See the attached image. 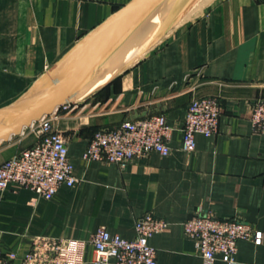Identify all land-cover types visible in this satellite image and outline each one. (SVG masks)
<instances>
[{
  "label": "crops",
  "instance_id": "obj_1",
  "mask_svg": "<svg viewBox=\"0 0 264 264\" xmlns=\"http://www.w3.org/2000/svg\"><path fill=\"white\" fill-rule=\"evenodd\" d=\"M129 1L0 0V110ZM162 40L99 91L57 109L54 126L78 181L51 199L16 185L3 193L0 252L15 253L12 264L36 236L88 241L104 227L130 240L134 220L147 212L169 223L149 239L158 264H204L182 230L198 209L261 232L259 245L237 242L235 264H264V135L250 122V105L264 100V0H212ZM202 96L220 104L218 129L196 135L186 153L185 110ZM151 114L173 128L167 156L151 152L124 167L81 159L96 130ZM35 141L23 131L0 143V164ZM84 264H96L90 244Z\"/></svg>",
  "mask_w": 264,
  "mask_h": 264
},
{
  "label": "built area",
  "instance_id": "obj_2",
  "mask_svg": "<svg viewBox=\"0 0 264 264\" xmlns=\"http://www.w3.org/2000/svg\"><path fill=\"white\" fill-rule=\"evenodd\" d=\"M71 104L59 108L68 109ZM58 108V109H59ZM57 109L27 129L35 143L0 164V200L10 185L34 192L38 197L51 199L62 186L73 187L78 179L68 159L65 142L55 129ZM221 107L214 97H194L189 102L181 127L180 149L192 153L196 135L216 134ZM250 122L255 132L264 135V100L250 105ZM173 128L162 114L123 120L111 128L96 130L81 155L84 162H103L124 167L127 163L155 152L164 157L170 153L169 140ZM169 223L147 212L134 220L132 239L110 234L98 227L88 241L36 236L20 258V264H84V251L93 248L96 264H158L156 249L149 239L166 231ZM204 264L220 259L235 264L237 242L261 243L262 234L237 219H222L201 209L182 223ZM15 253H1L0 264H12Z\"/></svg>",
  "mask_w": 264,
  "mask_h": 264
},
{
  "label": "water",
  "instance_id": "obj_3",
  "mask_svg": "<svg viewBox=\"0 0 264 264\" xmlns=\"http://www.w3.org/2000/svg\"><path fill=\"white\" fill-rule=\"evenodd\" d=\"M193 0H131L69 49L22 97L0 110V143L65 104L94 94L144 57Z\"/></svg>",
  "mask_w": 264,
  "mask_h": 264
},
{
  "label": "bare ground",
  "instance_id": "obj_4",
  "mask_svg": "<svg viewBox=\"0 0 264 264\" xmlns=\"http://www.w3.org/2000/svg\"><path fill=\"white\" fill-rule=\"evenodd\" d=\"M196 0H193L192 2H191V4L192 3H194ZM211 0H205L204 2H203V4L200 6V7H196V8H193L191 11H189V12H187V13H185L182 17H181V19L179 20V22H178V24H176L175 26H174V28H176V27H179L183 22H185V21H187V20H189V19H192L193 18V16H195L196 14H198L200 11H201V8L204 6V5H206L207 3H209ZM190 4V5H191ZM189 5V6H190ZM188 6V7H189ZM173 28V29H174ZM172 29V30H173ZM169 33H167V34H165L159 41H161L162 39H164L167 35H168Z\"/></svg>",
  "mask_w": 264,
  "mask_h": 264
},
{
  "label": "rangeland",
  "instance_id": "obj_5",
  "mask_svg": "<svg viewBox=\"0 0 264 264\" xmlns=\"http://www.w3.org/2000/svg\"><path fill=\"white\" fill-rule=\"evenodd\" d=\"M205 0H196L194 3H192L190 6H189V8L185 11V13H187V12H189V11H191L193 8H196V7H200L202 4H203V2H204ZM212 1V0H211ZM205 6V5H204ZM203 6V7H204ZM184 13V14H185ZM165 39V38H164ZM161 41H163V40H161ZM24 131H29L28 129H26V130H24Z\"/></svg>",
  "mask_w": 264,
  "mask_h": 264
}]
</instances>
